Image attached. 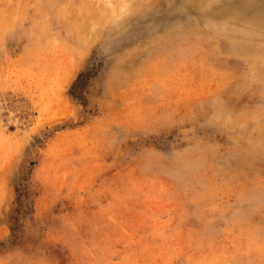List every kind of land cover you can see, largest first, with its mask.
I'll use <instances>...</instances> for the list:
<instances>
[{"label":"rangeland","instance_id":"1","mask_svg":"<svg viewBox=\"0 0 264 264\" xmlns=\"http://www.w3.org/2000/svg\"><path fill=\"white\" fill-rule=\"evenodd\" d=\"M0 264H264V0H0Z\"/></svg>","mask_w":264,"mask_h":264},{"label":"bare ground","instance_id":"2","mask_svg":"<svg viewBox=\"0 0 264 264\" xmlns=\"http://www.w3.org/2000/svg\"><path fill=\"white\" fill-rule=\"evenodd\" d=\"M217 10V9H216ZM114 11V10H113ZM101 16V15H100ZM101 18V17H100ZM93 19V18H92ZM103 19V18H102ZM94 24V23H93ZM230 29V28H229ZM240 38V37H239Z\"/></svg>","mask_w":264,"mask_h":264}]
</instances>
